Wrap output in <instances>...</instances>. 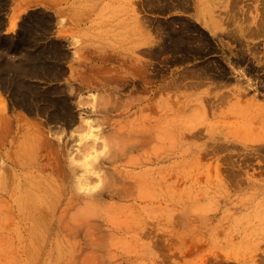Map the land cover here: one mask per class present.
<instances>
[{"label": "rangeland", "instance_id": "374dc122", "mask_svg": "<svg viewBox=\"0 0 264 264\" xmlns=\"http://www.w3.org/2000/svg\"><path fill=\"white\" fill-rule=\"evenodd\" d=\"M56 1L0 0L42 78L4 80L0 264H264V0H131L130 32L121 0L115 34L88 0L62 86Z\"/></svg>", "mask_w": 264, "mask_h": 264}, {"label": "crops", "instance_id": "0c3cea01", "mask_svg": "<svg viewBox=\"0 0 264 264\" xmlns=\"http://www.w3.org/2000/svg\"><path fill=\"white\" fill-rule=\"evenodd\" d=\"M88 0H66L65 8L59 9L54 8L52 9L53 16H54V31L56 34H62L63 38L56 37L53 41L59 45V47L66 53L68 51V59H59L54 60V63L58 66H63V68L67 71V75L63 76L64 80H59L60 83L53 82V85L62 86L66 85V81L72 80V65H73V43L72 38L70 37L71 34L74 33V30H81L83 34L92 32V23L89 21V13L88 8L85 4H87ZM58 0L56 1V4ZM134 3V2H133ZM80 6H79V5ZM21 4L19 2H14L9 10H7L2 14H0V105L2 104H14V95L16 94L14 90L9 89L10 86H7L5 83V79H26L30 82L36 80H42L41 77H33L30 75H24L22 72L26 70V72L30 71L29 68H26L25 65L29 62V52L26 51L27 47L23 43V37L21 35V28L22 25L25 24V17L26 15L21 16L19 13V7ZM99 7L108 8L112 6V17L108 16V20L105 22L107 25V29H100L97 27V32H107L120 33V7H121V0H102L98 4ZM126 6H129L128 11V24L129 28H126L128 32L131 31V6L132 1L129 0L126 2ZM32 8L31 10H33ZM30 13V11H29ZM167 17H190L193 18L197 23L202 26V23L205 21L206 18H202L200 15V5L199 0H189L188 6H179L176 10L170 13ZM207 20V19H206ZM100 24V21H98ZM79 25V26H78ZM85 25V26H83ZM105 27V28H106ZM70 34V35H69ZM11 38V40H10ZM10 41L15 46H20V50L17 52H13L9 50ZM22 41V43H21ZM28 59V60H27ZM25 60V61H24ZM20 61V62H19ZM31 66V65H30ZM33 70V69H32ZM8 73V74H5ZM23 75V76H22ZM47 80L48 78L45 77ZM62 78V77H61ZM60 79V78H59ZM58 81V80H57ZM64 81V83L62 82ZM47 83V82H46ZM32 85V84H31ZM48 85V84H47ZM46 86V85H42ZM13 91V92H12ZM11 108V107H10ZM4 111V109H0V111Z\"/></svg>", "mask_w": 264, "mask_h": 264}, {"label": "bare ground", "instance_id": "6f19581e", "mask_svg": "<svg viewBox=\"0 0 264 264\" xmlns=\"http://www.w3.org/2000/svg\"><path fill=\"white\" fill-rule=\"evenodd\" d=\"M12 92H13V91H12ZM16 94H17V93H16ZM87 161H88V160H86V162H87ZM86 162H85V163H86ZM78 183L81 184V185L84 184V182H83L82 179H79ZM76 185H77V184H76ZM77 188H78V187H77Z\"/></svg>", "mask_w": 264, "mask_h": 264}]
</instances>
